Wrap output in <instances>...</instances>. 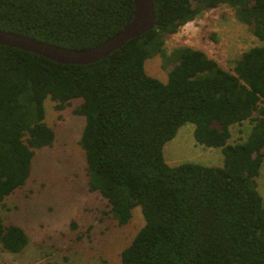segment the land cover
Masks as SVG:
<instances>
[{
	"label": "trees",
	"instance_id": "1",
	"mask_svg": "<svg viewBox=\"0 0 264 264\" xmlns=\"http://www.w3.org/2000/svg\"><path fill=\"white\" fill-rule=\"evenodd\" d=\"M226 4L262 42L233 71L203 50L168 53L166 36ZM156 25L90 64L60 63L0 44V201L24 185L35 150L55 141L45 100L74 108L86 122L79 139L89 186L108 202L119 225L139 206L145 219L121 252V264H264V0H154ZM134 0H0V28L70 49H87L133 18ZM160 55L174 66L166 81L145 69ZM257 113L256 115H254ZM249 120L244 141L231 127ZM186 122L200 144L220 147L223 166L170 165L164 146ZM29 242L5 224L0 247L14 253Z\"/></svg>",
	"mask_w": 264,
	"mask_h": 264
},
{
	"label": "rangeland",
	"instance_id": "2",
	"mask_svg": "<svg viewBox=\"0 0 264 264\" xmlns=\"http://www.w3.org/2000/svg\"><path fill=\"white\" fill-rule=\"evenodd\" d=\"M261 44L252 28L226 4L204 11L166 36L168 53L191 46L230 71L244 52ZM173 66H164L160 55L145 62L147 72L162 81L167 80ZM81 101L73 99L66 108L57 110L49 97L45 100V121L54 129L55 141L35 150L26 183L0 201L4 223L22 227L29 242L19 253L0 247V264H121L122 250L145 224L137 206L132 219L119 225L109 212L107 200L90 189L85 151L79 144L86 119L74 112ZM251 127L249 120L233 125L230 141L246 140ZM194 128V123L186 122L165 144L167 163L223 166L221 148L198 143ZM257 183L264 197V164Z\"/></svg>",
	"mask_w": 264,
	"mask_h": 264
},
{
	"label": "water",
	"instance_id": "3",
	"mask_svg": "<svg viewBox=\"0 0 264 264\" xmlns=\"http://www.w3.org/2000/svg\"><path fill=\"white\" fill-rule=\"evenodd\" d=\"M135 13L118 33L87 49H70L35 37L0 28V44L22 48L66 64L97 62L124 46L129 40L150 31L156 25L154 0H134Z\"/></svg>",
	"mask_w": 264,
	"mask_h": 264
}]
</instances>
